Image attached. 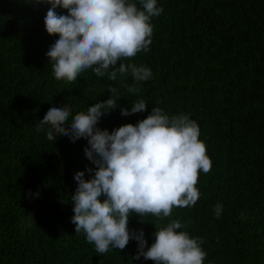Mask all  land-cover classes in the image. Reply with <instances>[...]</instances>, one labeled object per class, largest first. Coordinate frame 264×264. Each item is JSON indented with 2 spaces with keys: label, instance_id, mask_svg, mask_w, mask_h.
Listing matches in <instances>:
<instances>
[{
  "label": "trees",
  "instance_id": "1",
  "mask_svg": "<svg viewBox=\"0 0 264 264\" xmlns=\"http://www.w3.org/2000/svg\"><path fill=\"white\" fill-rule=\"evenodd\" d=\"M157 6L163 12L150 20V50L121 61L152 72L129 94L122 84L134 83L130 73L111 81L87 69L74 82L55 79L46 56L59 38L45 29L50 5L0 0V264H155L135 259V239L97 254L84 232L76 233L74 174L95 167L84 152L87 139L58 134L52 142L50 126L36 128L50 107L66 104L71 118L107 100L109 87L123 97L97 127L111 132L136 124L153 107L170 117L187 114L212 161L211 171L199 174L194 206L173 208L163 220L133 213L129 229H142L148 247L156 226L179 220L184 227L177 231L203 239L204 264H264V0H157ZM140 99L146 111L121 115Z\"/></svg>",
  "mask_w": 264,
  "mask_h": 264
},
{
  "label": "clouds",
  "instance_id": "2",
  "mask_svg": "<svg viewBox=\"0 0 264 264\" xmlns=\"http://www.w3.org/2000/svg\"><path fill=\"white\" fill-rule=\"evenodd\" d=\"M35 2L50 5L44 17L45 29L59 37L46 52L55 79L74 82L87 69L111 81H116L118 74L124 77L130 73L134 83L122 86L129 94H136L140 91L136 83L152 77L150 68L121 61L150 50V20L163 12L157 0H139L141 7L132 0ZM57 8L66 9L67 14H59ZM108 90L110 97L89 105L87 112L70 118L66 104L52 106L36 123L37 131L50 126L46 138L52 142L58 134L72 142L87 139L84 152L95 167L74 174L77 188L69 199L73 201L76 233L83 231L97 254H105L110 248L123 250L135 239V259L143 256L155 264H204L207 253L201 247L203 239L177 231L184 227L179 220L163 227L155 225V240L148 247L143 230L128 227L133 213L142 221L149 214L163 220L171 216L173 208L196 204L200 198L199 174H207L212 168L206 144L199 139L198 124L187 114L170 117L153 107L136 124L126 123L111 132L101 129L97 127L101 117L115 109L123 97L115 87ZM146 110L147 103L140 99L132 102L130 109L121 108V115ZM85 171L90 178H85ZM101 196L105 198L101 200ZM221 212L222 205L217 204V218Z\"/></svg>",
  "mask_w": 264,
  "mask_h": 264
}]
</instances>
